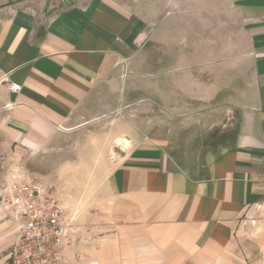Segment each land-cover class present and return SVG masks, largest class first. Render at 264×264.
<instances>
[{"label":"crops","instance_id":"crops-1","mask_svg":"<svg viewBox=\"0 0 264 264\" xmlns=\"http://www.w3.org/2000/svg\"><path fill=\"white\" fill-rule=\"evenodd\" d=\"M219 100L233 136L190 163L162 116L208 129ZM115 113L126 142L69 215L66 264H264V0H0V183L14 153ZM17 234L0 206V264Z\"/></svg>","mask_w":264,"mask_h":264},{"label":"rangeland","instance_id":"rangeland-1","mask_svg":"<svg viewBox=\"0 0 264 264\" xmlns=\"http://www.w3.org/2000/svg\"><path fill=\"white\" fill-rule=\"evenodd\" d=\"M141 92L138 93L144 95ZM127 102L133 104L139 101L130 99ZM145 102L152 107V101ZM233 103L232 100L212 101L210 107L220 106L223 114L209 117V123L205 122L206 127L211 124L208 129L199 127L201 120L196 116L190 117L193 120L189 122L185 121V116H162L163 122L174 126L171 127L172 149L190 163L202 162L205 151L214 140H228L233 136L237 123ZM109 119L111 123L102 126L83 120L80 124L82 127H67L58 138L45 146L14 153L11 167L7 170L15 177L34 178L52 185L64 202L67 199L74 200L75 205L69 207V215L81 209H89L94 202L92 193L97 184L94 177L101 167L99 161L121 148L117 139L123 138L127 131L121 113H115ZM129 119L137 120V117L129 116ZM1 157L5 158V154L2 153Z\"/></svg>","mask_w":264,"mask_h":264},{"label":"built area","instance_id":"built-area-1","mask_svg":"<svg viewBox=\"0 0 264 264\" xmlns=\"http://www.w3.org/2000/svg\"><path fill=\"white\" fill-rule=\"evenodd\" d=\"M0 206L18 225L7 264H66L65 247L78 229L52 185L34 178L4 181Z\"/></svg>","mask_w":264,"mask_h":264},{"label":"bare ground","instance_id":"bare-ground-1","mask_svg":"<svg viewBox=\"0 0 264 264\" xmlns=\"http://www.w3.org/2000/svg\"><path fill=\"white\" fill-rule=\"evenodd\" d=\"M117 142H118V144H122V143H125L126 140L123 139V138H119V139L117 140ZM127 144H128V143H127Z\"/></svg>","mask_w":264,"mask_h":264}]
</instances>
